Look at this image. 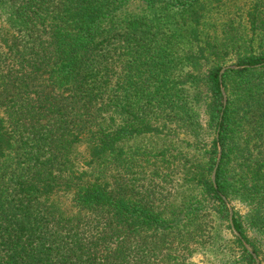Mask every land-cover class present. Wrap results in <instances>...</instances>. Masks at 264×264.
<instances>
[{"label":"trees","instance_id":"obj_1","mask_svg":"<svg viewBox=\"0 0 264 264\" xmlns=\"http://www.w3.org/2000/svg\"><path fill=\"white\" fill-rule=\"evenodd\" d=\"M240 7L0 0V264H193L216 220L230 264H263L264 0ZM142 137L180 144L129 148Z\"/></svg>","mask_w":264,"mask_h":264},{"label":"rangeland","instance_id":"obj_2","mask_svg":"<svg viewBox=\"0 0 264 264\" xmlns=\"http://www.w3.org/2000/svg\"><path fill=\"white\" fill-rule=\"evenodd\" d=\"M246 3H247V0H240V5H242V7L245 6ZM242 7H240V8H242ZM128 8H129L130 12L135 13V14H147V11L149 10V6H147L142 1H132L129 3ZM245 10H246V8H242L240 11H237V10L235 11L233 17L235 18L236 22L241 21L240 18L242 17ZM225 20H226V17L222 19V23H224ZM7 22H8L7 21V15L4 13L0 17V31L1 30H7L8 31ZM234 61H235V59H234ZM232 64L233 63H230L229 65H226L222 68V70L226 69L224 71V73L228 70L238 69L237 65H232ZM223 91L226 95V105H227L228 97H227V94H226L224 89H223ZM208 97H209V95L207 93V89L203 88L202 89V100H201L200 112H201V120H202L203 126L205 127V132H204L205 136H204L203 140L200 142L199 148L197 150V154H200V153L203 154L206 147L208 146V144L211 140V132L208 129L209 119H208V116L206 113V104L208 102ZM161 139L162 140H160V139L159 140L149 139V137H142L140 139L134 138L132 140H129L128 146L130 149L140 147V148L145 149L147 152H151V151H155V150H159V149H164L165 147H167V149H168V148H170V145L173 144L174 142H176V140H177L176 138H173V139L169 138L166 140V138H164V137H162ZM176 143L180 144L179 142H176ZM188 143L189 142L185 143L186 148L184 149V151H186V152L187 151H193V148L189 147ZM221 156H222V153H221ZM218 158H219V153H218L217 161H218ZM220 161H221V157H220ZM216 166H217V162H216ZM213 175H214V172H213ZM213 175H212V181H213ZM215 180H216V176H215ZM229 205L233 211V215H234V210L237 211L241 216H246L248 211H249V208L247 207V205L242 203L241 201H235L233 204L229 203ZM215 233H216V239H215L213 245H211L207 250H204L203 252H200L197 255H195L192 259L193 264H230L228 260L230 259V255L232 253H233V255L239 256V254L237 253L238 252L237 247L231 243V241L234 240V237H233L231 231L229 229H227L224 222H222L220 220H216V222H215ZM255 235L257 237L255 242L260 247V249L263 253V257L261 256V259H262L263 264H264V236L257 234V233H255ZM247 246L252 251V248L249 245H247ZM254 255L256 256V254H254ZM231 259H233V258H231ZM255 259H256V263L258 260L259 263L262 264L260 259L257 258V256ZM232 261H236V259H234Z\"/></svg>","mask_w":264,"mask_h":264},{"label":"water","instance_id":"obj_3","mask_svg":"<svg viewBox=\"0 0 264 264\" xmlns=\"http://www.w3.org/2000/svg\"><path fill=\"white\" fill-rule=\"evenodd\" d=\"M225 70H226V69H223V70L221 71V75L224 73ZM222 92H223V95H224V106H226V95H225V93H224L223 90H222ZM221 153H222V149H221V147H219V158H218V161H217V166H216V168L219 166ZM215 171H216V169H215ZM215 171H214V175H213V182H215ZM225 201H226V203H227V205H228V207H229V211H230V222H231V224H232L233 211H232V209L230 208V205H229L228 201H227L226 199H225ZM246 248L252 253V251L248 248L247 245H246ZM253 255H254V254H253ZM254 257L256 258L255 255H254ZM257 264H260L258 260H257Z\"/></svg>","mask_w":264,"mask_h":264}]
</instances>
